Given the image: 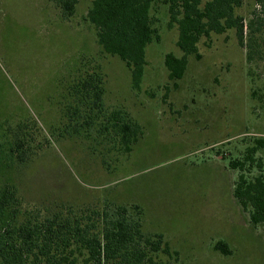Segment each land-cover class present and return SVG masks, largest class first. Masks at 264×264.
Returning a JSON list of instances; mask_svg holds the SVG:
<instances>
[{
    "label": "rangeland",
    "instance_id": "rangeland-1",
    "mask_svg": "<svg viewBox=\"0 0 264 264\" xmlns=\"http://www.w3.org/2000/svg\"><path fill=\"white\" fill-rule=\"evenodd\" d=\"M92 1L78 0L66 19L51 0H0V191L10 187L22 208L42 213L129 206L142 212L146 234L163 235L177 252L159 254L163 262L264 264V225L253 226L235 200L238 172L228 167L264 140V7L246 0L238 13L254 30H245L244 44L234 30L202 39L201 57L190 56L175 82L165 56L182 55L178 30L160 1L152 9L159 39L147 47L136 90L125 63L97 42L86 19ZM85 72L103 77L105 109L142 127L131 153L75 115L69 88ZM20 123L32 125L40 149L21 166L9 129ZM218 242L232 253L217 251Z\"/></svg>",
    "mask_w": 264,
    "mask_h": 264
},
{
    "label": "trees",
    "instance_id": "trees-1",
    "mask_svg": "<svg viewBox=\"0 0 264 264\" xmlns=\"http://www.w3.org/2000/svg\"><path fill=\"white\" fill-rule=\"evenodd\" d=\"M51 1L66 19L76 12L78 0ZM160 1L167 6L169 25L177 27L176 44L182 54L165 56L171 81L183 78L190 56L201 57L198 45L202 39L234 30L243 45L245 30H254L253 21L245 24V18L238 13L246 0H93L86 19L95 27L103 52L125 63L136 90L145 75L147 47L159 39L152 9ZM251 1L264 7V0ZM253 44L249 37V60ZM82 75L69 88L70 97L77 98L80 104L77 109L71 106L76 109L72 108L75 115H81L84 126L98 124L99 133H111L118 138L121 150L131 153L143 134L142 127L124 111L109 112L104 108L100 73ZM9 129H15L11 146L16 164L25 165L40 151L33 146L37 133L32 125L24 123ZM262 149L264 140H256L241 157L228 162V167L238 172L233 196L253 226L264 225V163L259 156ZM131 210L129 206L107 203L42 213L22 208L16 192L4 187L0 191V264H171L160 261L158 255L171 258L177 252L163 235L146 234L142 212L134 214ZM215 249L225 255L232 253L223 242H218Z\"/></svg>",
    "mask_w": 264,
    "mask_h": 264
}]
</instances>
